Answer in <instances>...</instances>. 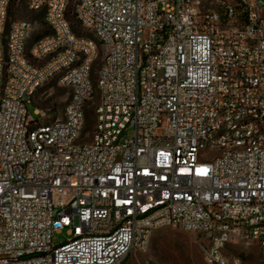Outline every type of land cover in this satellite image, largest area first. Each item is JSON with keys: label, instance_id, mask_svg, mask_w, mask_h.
Masks as SVG:
<instances>
[{"label": "built area", "instance_id": "2783aa9c", "mask_svg": "<svg viewBox=\"0 0 264 264\" xmlns=\"http://www.w3.org/2000/svg\"><path fill=\"white\" fill-rule=\"evenodd\" d=\"M75 1L93 38L70 0H29L50 31L29 47L0 0V264H122L163 227L205 264L264 255V0ZM53 81L71 99L43 125L28 106Z\"/></svg>", "mask_w": 264, "mask_h": 264}, {"label": "rangeland", "instance_id": "374dc122", "mask_svg": "<svg viewBox=\"0 0 264 264\" xmlns=\"http://www.w3.org/2000/svg\"><path fill=\"white\" fill-rule=\"evenodd\" d=\"M29 0H13L10 7V15L7 30L15 21H26L31 23L33 30L29 40V47L40 37L48 35L50 31L44 24V12H32L28 8ZM75 0H70V19L74 32L78 35L92 37L77 22L73 15ZM242 9H238L240 12ZM223 13V12H222ZM243 22L246 17L240 18ZM104 50L101 48L100 57L95 65L94 80L97 78L98 70L103 63ZM71 99V93L53 81L42 87L32 103L28 106V113L32 120L40 124L48 125L64 119L65 110ZM36 109L43 116L36 114ZM95 127V115L89 111L86 118V133L89 136ZM135 136L133 128H128L122 136V141L132 140ZM66 233L57 235L58 241L66 239ZM205 245L202 239L195 234L185 232L177 228L163 227L156 230L144 252L133 251L123 264H205ZM228 255L241 256L250 264H264V255L254 244L248 245L243 242L234 243L229 247Z\"/></svg>", "mask_w": 264, "mask_h": 264}, {"label": "trees", "instance_id": "16d2710c", "mask_svg": "<svg viewBox=\"0 0 264 264\" xmlns=\"http://www.w3.org/2000/svg\"><path fill=\"white\" fill-rule=\"evenodd\" d=\"M70 13H71V12H70V10H69V14H68L69 21H71V19H70ZM123 263H124V262H123ZM123 263H122V264H123Z\"/></svg>", "mask_w": 264, "mask_h": 264}]
</instances>
